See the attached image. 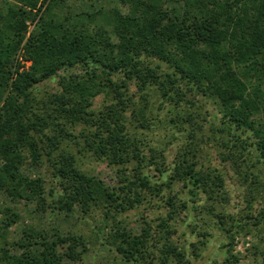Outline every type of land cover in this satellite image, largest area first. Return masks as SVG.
I'll list each match as a JSON object with an SVG mask.
<instances>
[{"label":"trees","instance_id":"trees-1","mask_svg":"<svg viewBox=\"0 0 264 264\" xmlns=\"http://www.w3.org/2000/svg\"><path fill=\"white\" fill-rule=\"evenodd\" d=\"M72 1H87L93 10L58 15L59 8L68 10ZM100 2L8 0L6 9H0V192L38 197L44 205L43 180L21 173L25 151L34 161L44 155L53 161L52 176L60 189L53 208L65 216L78 212L83 218L98 211L106 224L111 221L103 241L119 264H147L151 246L161 239L165 241L156 259L161 264L181 263L184 256L169 241L173 230L168 220L160 219L157 227L164 235L153 239L149 222L144 220L140 233L134 234L118 219L140 206L147 192H160L143 175V168L151 164L162 172L154 163L156 156L150 158L153 162L145 157V145L130 129L127 114L131 110L136 121L147 126L146 107L139 106L146 102L147 91L155 87L172 98V93L178 94L179 81H184L218 105L222 114L218 132L227 139L221 137L222 144L233 147L243 162L249 161L244 177L258 181L256 165L264 167V123L256 120L264 117V0H116L119 6L110 8ZM28 22L34 23L30 32ZM18 52L22 61L30 62L28 69L15 60ZM73 67L82 73L61 78L60 90L49 96L44 114L32 113L34 85ZM131 86L137 94L145 93L141 100L130 93ZM98 96L106 103L98 112L90 111ZM78 125L82 130L70 142L81 145L78 153L91 154L113 168L119 186L110 187L81 171L77 157L62 146L71 138L68 127ZM48 127L54 133L51 137L44 133ZM38 135L45 136L44 147L39 146L44 141ZM172 179L183 182L193 195L211 196L214 187L224 185L219 173H202L187 153L178 155ZM168 204L167 219L173 220L172 198ZM226 232L231 255L237 231ZM30 236L32 245L22 247L18 256L4 252V264H61L64 257L79 261V247L86 251L79 236L58 231ZM225 263L230 264L229 259Z\"/></svg>","mask_w":264,"mask_h":264},{"label":"rangeland","instance_id":"rangeland-1","mask_svg":"<svg viewBox=\"0 0 264 264\" xmlns=\"http://www.w3.org/2000/svg\"><path fill=\"white\" fill-rule=\"evenodd\" d=\"M6 3L8 0H0L1 10L6 9ZM69 4L68 10L65 7L59 8L58 15L67 11L74 15L93 10V6L87 1H72ZM100 4L105 8L119 6L116 0H101ZM33 27L34 23L28 22L29 32ZM17 59L24 70L29 68L30 62L22 61L23 55L20 52L15 56V60ZM162 69L166 70V67L162 65ZM82 71L80 67L62 68L49 79L35 84L32 113L43 115L49 96L57 94L60 90V79L78 75ZM178 85V94H170L172 98L163 96V92L155 87L147 91L146 102L140 105L138 103L140 107H146L147 126L140 124L142 122L139 119L136 121L137 115L132 114L131 110L127 114L130 129L145 145V157L150 160L152 156H156L154 163L158 164L162 172L157 171L155 165L148 163L147 168H143V175L152 186L156 184L160 192H147L140 206L121 214L118 217L121 226L139 234L145 220L152 226L153 239H158L164 235V230L157 227L160 219L168 220L169 229L173 230L169 241L184 256L183 262L173 260L174 264H226V259H229L230 264H264V167L262 164L256 165L260 170H254L259 177L255 183L250 177H244L250 163L243 162L233 147L226 149L222 144L221 137L224 135L218 132L222 114L218 105L211 97L202 96L186 86L184 81L180 80ZM130 93L136 95L137 101L141 95H145L137 94L134 86H131ZM105 103V98L98 96L92 100L89 110L98 112ZM256 120L259 125L264 123V117L261 115L257 116ZM81 130V125L68 127L71 138L63 141L62 146L67 147L77 157L81 171L97 177L110 187L119 186V178L113 168L91 154L78 153L81 145H76L75 140L70 142L79 136ZM44 133L49 137L54 134L51 127L46 128ZM247 135L249 133L241 135L240 138ZM45 136H36L44 141L43 145H39L41 147L47 144ZM184 153H187L189 161L195 163L202 173H219L224 181L223 188L212 187L214 192L211 196L202 192L193 195L183 182L170 180L174 162L178 155ZM230 153L234 154L231 160ZM24 159L21 173L32 180H43L45 204H40L38 197L26 199L10 196L4 190L0 192V264L5 262L2 259L4 252L10 256H18L23 251L22 247L31 246L34 241L31 234L43 232L51 236L55 231L63 235L79 236L86 246V251H81L82 247L78 248L82 253L79 261L64 257L61 264H119L118 258L103 241L110 226L112 227V222L106 224L98 211L86 218L78 212L71 216L58 212L52 204V200L60 194L57 181L52 176L53 161L50 162L44 155L39 161H34L26 151ZM132 167H129V175H132ZM168 181L170 183H167ZM161 183L164 185L160 186ZM169 198L174 202L173 220L167 219L170 212ZM183 202L186 203L185 208L182 207ZM240 227L243 228L242 231ZM227 229L237 231L233 236L231 255L227 252V245L231 243ZM164 241L159 240L155 248L154 245L151 246L152 255L147 264L153 259L151 264H161L156 258L160 257Z\"/></svg>","mask_w":264,"mask_h":264}]
</instances>
